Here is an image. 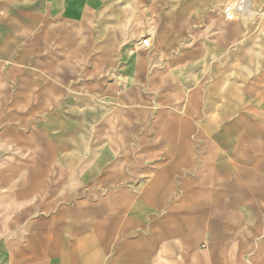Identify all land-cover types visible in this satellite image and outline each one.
Wrapping results in <instances>:
<instances>
[{
	"label": "crops",
	"instance_id": "1",
	"mask_svg": "<svg viewBox=\"0 0 264 264\" xmlns=\"http://www.w3.org/2000/svg\"><path fill=\"white\" fill-rule=\"evenodd\" d=\"M233 1L0 0V152L15 151L0 157V264H264V0L205 67L214 105L201 93L177 141L151 125L149 78L199 60ZM137 6L154 22L144 48L124 41ZM108 22L120 25L118 80L76 83L74 56L102 45Z\"/></svg>",
	"mask_w": 264,
	"mask_h": 264
},
{
	"label": "rangeland",
	"instance_id": "2",
	"mask_svg": "<svg viewBox=\"0 0 264 264\" xmlns=\"http://www.w3.org/2000/svg\"><path fill=\"white\" fill-rule=\"evenodd\" d=\"M235 1H233L234 3ZM16 5L11 6V12H14ZM137 15L133 13L126 17L124 22V41L127 39V43L137 44L140 41L142 43L139 47L144 48L147 45V41H143L148 36V29L152 30L153 23L142 22V8L138 7ZM10 11H7L11 13ZM223 11V10H222ZM221 11V17H222ZM2 14H6V11L0 10ZM86 5L84 4L81 11H77L75 8L71 11V16H74L77 20L83 18L86 14ZM154 13V12H153ZM249 15L248 8L245 13L237 15L233 20H226L222 17L221 22L217 25H212L209 29L205 39L198 41L197 46H203V53L200 59L187 65H171L167 66L161 74L151 75L149 78L148 90H152L155 93L156 103V116L152 121V127H156L157 132L160 134L161 140L177 141L176 136L173 132L176 129H185L192 127V122L202 116L201 109V93L204 97V107H208L213 103V98L216 95V88L218 85L215 84L213 71L209 68H205L210 59L218 54V51H222L228 44L227 29L229 25L234 24V20L246 19ZM197 24L196 22H193ZM148 25V26H147ZM119 23H105L102 26L103 30H99L98 39H103V44L100 43L95 47L93 46L89 55L84 53H78L74 56L73 69L71 70V76L76 83H80L82 79H101L104 78L106 81L113 82L117 79V70L112 67L117 63L115 51L120 43V27ZM146 27V31L144 30ZM140 32L139 38L130 39L127 36L132 32ZM156 35H161V30H157L154 27ZM102 35V37H101ZM197 35L194 34L191 37L192 42H196ZM108 49V54L96 53L101 49ZM78 50H84L82 46L77 47ZM220 68L227 72V63L229 62V55L226 53L220 60ZM215 67L217 64L214 65ZM226 68V69H224ZM202 72V77H200ZM226 72L220 75L221 79L227 77ZM158 80L160 86H156ZM202 83V85H201ZM228 88V86H225ZM112 89V87H111ZM121 87L114 86L112 91L109 90L110 94H116ZM221 97V96H220ZM111 99V98H110ZM111 104V101H110ZM121 108L124 114H128L129 110L133 108H123L121 105L112 106L111 109ZM211 118L204 120L203 127L211 129ZM211 136V134H210ZM15 151L12 149L5 148L0 152V157L4 155H10ZM34 169V168H33Z\"/></svg>",
	"mask_w": 264,
	"mask_h": 264
},
{
	"label": "built area",
	"instance_id": "3",
	"mask_svg": "<svg viewBox=\"0 0 264 264\" xmlns=\"http://www.w3.org/2000/svg\"><path fill=\"white\" fill-rule=\"evenodd\" d=\"M248 2L249 0H236L231 5L225 7V14L230 18H234L237 15L245 13L248 8Z\"/></svg>",
	"mask_w": 264,
	"mask_h": 264
},
{
	"label": "bare ground",
	"instance_id": "4",
	"mask_svg": "<svg viewBox=\"0 0 264 264\" xmlns=\"http://www.w3.org/2000/svg\"><path fill=\"white\" fill-rule=\"evenodd\" d=\"M232 3H233V2L228 3L226 6L231 5ZM226 6H225V7H226ZM225 7H224V9H223V12H224L225 17H226L227 19L233 20L234 18H230V17H228V16L225 14Z\"/></svg>",
	"mask_w": 264,
	"mask_h": 264
}]
</instances>
